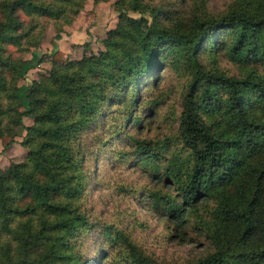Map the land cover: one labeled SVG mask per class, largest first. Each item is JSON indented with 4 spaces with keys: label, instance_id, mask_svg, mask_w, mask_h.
Masks as SVG:
<instances>
[{
    "label": "trees",
    "instance_id": "trees-1",
    "mask_svg": "<svg viewBox=\"0 0 264 264\" xmlns=\"http://www.w3.org/2000/svg\"><path fill=\"white\" fill-rule=\"evenodd\" d=\"M84 1L0 0V138L9 137L5 148L22 128L29 151L25 161L0 168V264H92L88 249L98 244L95 264H106L105 246L122 239L128 264H161L141 255L121 228L101 223L96 206L111 193L102 159L106 168L120 155L122 165L155 166L148 141L138 148L131 142L135 111L147 103L144 89L175 68L188 73L176 132L188 157L181 169L170 156L165 168L178 201L160 202L144 188L139 194L178 235L194 222L207 241L209 250L186 264H264V0L191 13L180 0H115L151 20L121 12L104 49L79 59L68 60L53 44L51 70L18 84L44 57L20 52L38 47L47 22L61 38ZM203 51L213 55L212 65L202 61ZM220 54L246 72L224 71ZM99 182L103 190L92 197Z\"/></svg>",
    "mask_w": 264,
    "mask_h": 264
},
{
    "label": "rangeland",
    "instance_id": "rangeland-1",
    "mask_svg": "<svg viewBox=\"0 0 264 264\" xmlns=\"http://www.w3.org/2000/svg\"><path fill=\"white\" fill-rule=\"evenodd\" d=\"M180 1L186 13H191L199 8L221 10L233 0ZM121 12L134 17L144 16L149 21L151 20L149 12L123 10L115 4V0H85L83 9L72 22L63 25L61 36L67 26L75 22V27L80 26V28H83L85 25L92 27L93 31H88L92 40L86 39L81 43H76L73 50L67 55L68 60L81 58L84 51L97 53L99 50L104 49L101 41L105 38L107 30L116 26ZM54 34L55 27L53 24L51 22L45 23L44 34L38 47H31L29 50L20 52L21 56L28 57L30 56V50L34 49L38 50L39 53H43L44 57L35 68L28 70L26 80L21 77L17 78L18 84L29 79L37 80L41 74H47L51 70L53 63L48 50L56 42ZM212 58V54L206 51L202 52V61L205 64L212 65ZM218 65L228 73L242 75L246 72L243 63H238L235 60L230 61L224 54L218 56ZM163 73L164 76L158 85L153 87L150 84L143 91V99L147 103L146 105H140L135 111L137 119L134 122L137 124L134 123L136 126L132 131V136L135 139L131 141L135 143L136 140L137 148L139 144L148 141L150 152L156 154L153 155L155 166H146L147 168L143 169L144 166H140V160H137V164L122 165L119 159L124 157L119 158L120 155L112 168H106L107 163L102 159L100 161L102 170L108 169L107 173L102 175L107 186L105 190L111 193L109 196L102 198L104 199L102 207L100 204L96 206V215L101 223H106L110 227L121 228L123 235L135 245L141 255L151 257L161 264H186L203 256L209 250L207 241L198 234L197 230L192 228L194 222L186 229L185 234L178 235L176 231L171 229L173 222L167 220L165 215L154 211L152 204L149 203V200L147 201L148 196L146 198L141 197L138 191L140 188H144L147 193L154 191L156 199L160 202H177L176 190L171 183V179L165 173V168L170 164L167 158L175 156L176 164L182 169L186 165L185 160L188 157L187 150L182 148L176 138L178 117L182 108V96L186 89L188 73L183 69L176 68L175 70L166 69ZM147 105L152 106V108L149 109ZM142 106H145L144 111L141 110ZM150 110L151 115L148 117L147 112ZM23 121L26 125H31L33 117L26 115L23 117ZM17 130L18 134L15 136L14 141L6 145L5 148L2 145L9 137L5 135L0 138V168L4 169L12 162H22L27 159L28 148L21 143L25 130L18 127ZM127 148L130 152L136 150L132 144L128 145ZM129 156L138 159L140 155L137 153L135 156L133 154H129ZM156 166H158V169H156ZM160 172H163L162 175L159 174ZM136 189L137 198H133ZM101 190L103 189L99 182V187L95 188L92 197H95ZM130 197L131 199H128ZM213 203L214 199H210L207 207H201L199 212H204ZM92 238H94V235H92ZM93 240L99 239H91L90 242L94 243ZM100 247V244L96 247L91 245L88 249L90 252L92 251L90 255L92 264L99 260ZM105 248L108 251L106 264H128L126 256L129 254V248L124 239L116 244H107Z\"/></svg>",
    "mask_w": 264,
    "mask_h": 264
},
{
    "label": "crops",
    "instance_id": "crops-1",
    "mask_svg": "<svg viewBox=\"0 0 264 264\" xmlns=\"http://www.w3.org/2000/svg\"><path fill=\"white\" fill-rule=\"evenodd\" d=\"M88 31H93L92 27H88V25H85L83 28H80V26L75 27L74 22L70 26H67V29L63 32L61 38L56 39L55 45H57V47L64 52L65 57H67L68 53L73 50L76 43H81L86 39L92 40ZM52 47L48 50V53H50Z\"/></svg>",
    "mask_w": 264,
    "mask_h": 264
}]
</instances>
